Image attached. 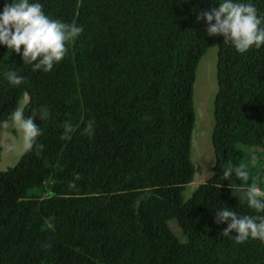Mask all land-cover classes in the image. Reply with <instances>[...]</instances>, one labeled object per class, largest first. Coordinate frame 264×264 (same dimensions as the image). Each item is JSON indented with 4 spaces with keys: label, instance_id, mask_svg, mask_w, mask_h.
Instances as JSON below:
<instances>
[{
    "label": "trees",
    "instance_id": "obj_1",
    "mask_svg": "<svg viewBox=\"0 0 264 264\" xmlns=\"http://www.w3.org/2000/svg\"><path fill=\"white\" fill-rule=\"evenodd\" d=\"M30 2L83 32L47 73L0 45V123L26 96L24 117L36 114L43 145L0 171V264H264V242L238 244L215 222L225 206L264 215L241 199L235 176H222L228 163L247 164L264 188V46L240 54L209 37L197 14L218 0ZM251 2L264 16V0ZM214 44L213 174L184 200L196 70ZM9 70L25 82L10 85Z\"/></svg>",
    "mask_w": 264,
    "mask_h": 264
},
{
    "label": "clouds",
    "instance_id": "obj_2",
    "mask_svg": "<svg viewBox=\"0 0 264 264\" xmlns=\"http://www.w3.org/2000/svg\"><path fill=\"white\" fill-rule=\"evenodd\" d=\"M218 3V7H210L197 14V22L206 21L209 37H223V43L230 44L240 54L247 53L253 47L264 46V16L258 14L251 0H218ZM82 32L83 28L75 23L68 24L50 19L44 14L40 3L30 0H6L0 12V45L9 50L8 55L13 52L21 55L23 64L31 65L33 71H52L54 65L65 58L68 52L66 45L78 38ZM4 76L12 86L25 82L24 77L16 71L9 70ZM39 112L40 120L48 119L49 111L46 107ZM23 113V108H14L9 119L12 127L22 134L24 151L35 149L39 156L43 151V145L38 143L42 130L35 123V113L27 118ZM8 126V121L0 123V127ZM62 128V138L68 139L73 131L72 124L65 121ZM84 132L88 135L94 134L93 122H88ZM250 163L253 168L256 167L257 157L252 156ZM222 173L223 179L227 181L235 176L241 182L236 185L241 199L255 212L264 213V188L250 175L247 164L234 166L228 163ZM79 179L80 177L76 176L69 188H76L75 180ZM250 180L252 182L249 184ZM215 222L218 225L227 223L222 235L232 238L234 234L238 244L249 239L264 242V215L238 216L235 211L225 206L216 211Z\"/></svg>",
    "mask_w": 264,
    "mask_h": 264
},
{
    "label": "rangeland",
    "instance_id": "obj_3",
    "mask_svg": "<svg viewBox=\"0 0 264 264\" xmlns=\"http://www.w3.org/2000/svg\"><path fill=\"white\" fill-rule=\"evenodd\" d=\"M217 45H212L200 59L193 87L192 100L195 108V125L191 141V161L195 167L193 181L185 187L184 200L190 198L194 190L213 174L214 154L211 144L213 128V101L218 90L216 79ZM27 97L19 102L23 108ZM8 127H0V171L13 167L23 155L22 134L11 121ZM173 231L179 235L176 226Z\"/></svg>",
    "mask_w": 264,
    "mask_h": 264
}]
</instances>
